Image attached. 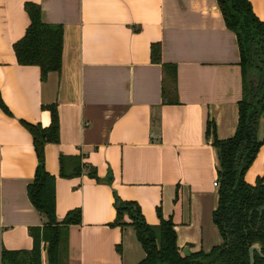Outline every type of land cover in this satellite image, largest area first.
Returning a JSON list of instances; mask_svg holds the SVG:
<instances>
[{
  "label": "crops",
  "instance_id": "0c3cea01",
  "mask_svg": "<svg viewBox=\"0 0 264 264\" xmlns=\"http://www.w3.org/2000/svg\"><path fill=\"white\" fill-rule=\"evenodd\" d=\"M26 2L40 5L43 22L63 27L61 68L44 81L37 66L17 63L12 47L29 24ZM250 2L264 21V0ZM154 42L161 62L176 67L177 103L163 101L162 67L150 59ZM0 93L11 112L0 108V264L3 250H31L29 228L44 223L26 193L37 158L20 120L48 126L47 104L59 118V142L44 148L56 219L81 212L67 228L63 263L145 258L127 216L113 224L115 198L136 202L148 224L159 222L158 210L171 217L180 252L206 254L221 244L211 217L219 165L213 138L234 135L243 79L236 36L217 0H0ZM78 154L100 181L85 168L78 177L59 176V157ZM259 179L264 143L245 174L251 185Z\"/></svg>",
  "mask_w": 264,
  "mask_h": 264
},
{
  "label": "trees",
  "instance_id": "16d2710c",
  "mask_svg": "<svg viewBox=\"0 0 264 264\" xmlns=\"http://www.w3.org/2000/svg\"><path fill=\"white\" fill-rule=\"evenodd\" d=\"M226 27L237 40L243 79V94L238 102V122L232 137L219 140L213 138L218 157V199L212 211V221L217 227L221 244L209 253L183 256L176 244V232L171 217L163 218L158 210L159 222L148 224L139 205L133 201L115 198L117 224L124 216L125 223L134 229L137 242L145 258L138 264H198L197 260L214 259L209 264H249V249L260 247L264 256V183L255 185L245 180V174L260 147V123L264 118V21L254 13L250 0H217ZM24 10L29 24L23 36L13 43L16 61L22 66H37L40 79L61 68L63 27L42 21L41 7L26 2ZM151 62L162 67V97L166 103H177L176 67L161 62V45H150ZM250 99V100H249ZM1 110L11 115L0 93ZM49 111L50 123L43 127L39 123L20 120L32 137L37 165L33 178L26 186L30 203L43 216L41 227H30L32 248L29 251L1 252V264H41V251L46 250L47 264H67L62 259L66 254L68 226L79 224L81 212L78 208L68 211L59 222L56 219L55 176L44 165V148L48 143L59 142V118L54 104L42 105ZM82 155L59 157V176L74 178L87 170V175L100 181L93 166L82 162ZM109 178H107V181ZM253 264H264V258L253 253Z\"/></svg>",
  "mask_w": 264,
  "mask_h": 264
},
{
  "label": "water",
  "instance_id": "95a60500",
  "mask_svg": "<svg viewBox=\"0 0 264 264\" xmlns=\"http://www.w3.org/2000/svg\"><path fill=\"white\" fill-rule=\"evenodd\" d=\"M187 251H188L187 249H184L183 250V255L184 256H189V253ZM253 253H258V254H260V256L262 258H264V256L260 252V247H258V246H252L249 249V264H253ZM213 258H214V256H212L207 262H202V264H208V263H210L213 260Z\"/></svg>",
  "mask_w": 264,
  "mask_h": 264
},
{
  "label": "flooded vegetation",
  "instance_id": "af4514ba",
  "mask_svg": "<svg viewBox=\"0 0 264 264\" xmlns=\"http://www.w3.org/2000/svg\"><path fill=\"white\" fill-rule=\"evenodd\" d=\"M181 254L183 255V251L181 252ZM190 255H191V254H189V256H190ZM183 256H184V255H183ZM189 256H186V257H189ZM211 257H212V256H211ZM211 257H210V258H211ZM210 258H209V259H210ZM209 259H208V260H209ZM213 259H214V258H213ZM208 260H206V261H200V260H197L196 263H198V264H202V262H207ZM212 261H213V260H212ZM212 261H211V262H212ZM211 262H210V263H211ZM208 264H209V263H208Z\"/></svg>",
  "mask_w": 264,
  "mask_h": 264
},
{
  "label": "built area",
  "instance_id": "2783aa9c",
  "mask_svg": "<svg viewBox=\"0 0 264 264\" xmlns=\"http://www.w3.org/2000/svg\"><path fill=\"white\" fill-rule=\"evenodd\" d=\"M213 184L214 186H218V181H215Z\"/></svg>",
  "mask_w": 264,
  "mask_h": 264
}]
</instances>
